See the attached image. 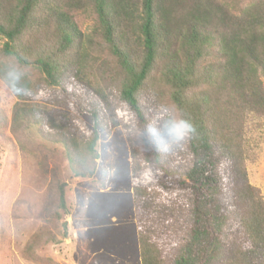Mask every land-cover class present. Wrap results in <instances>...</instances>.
I'll use <instances>...</instances> for the list:
<instances>
[{"label": "trees", "instance_id": "obj_1", "mask_svg": "<svg viewBox=\"0 0 264 264\" xmlns=\"http://www.w3.org/2000/svg\"><path fill=\"white\" fill-rule=\"evenodd\" d=\"M88 5L98 17L91 45L99 50L96 62L102 68L113 61L121 71L119 98L144 148L141 168L130 146L140 264H264V201L243 168L236 178L244 186L231 188L223 164L240 145L247 118L264 114V0H0V77L5 81L4 60L25 73L11 87L18 98L12 127H44L49 135L42 137L54 138L79 178L95 173L100 114L107 108L100 111L96 98L78 87L86 83L107 93L67 59L74 48L84 59L87 40L61 9ZM31 45L37 49L30 51ZM157 73L173 111L192 124L190 161L180 173L166 166L158 137L146 131L141 99ZM214 102L225 111L211 115ZM72 103L91 117V128L77 117L70 126L51 116L58 106L72 111ZM152 182L156 187L145 186ZM54 186L53 207L45 209L50 219L66 210V184L56 180ZM155 188L184 194L186 212L178 214L177 197L160 206ZM229 190L234 198L225 200Z\"/></svg>", "mask_w": 264, "mask_h": 264}, {"label": "rangeland", "instance_id": "obj_2", "mask_svg": "<svg viewBox=\"0 0 264 264\" xmlns=\"http://www.w3.org/2000/svg\"><path fill=\"white\" fill-rule=\"evenodd\" d=\"M61 11L71 17L82 34L83 43L87 40L84 59L75 48L67 59L81 64L82 74L89 82L107 93L100 95L86 83L78 87V93L96 98L100 111L107 108V112L100 114L102 128L98 130L95 173L89 178L73 177L60 145L53 142V137H42L49 135L44 132V127L30 128L27 123L12 127V113L18 98L0 77V264H140L130 146H133L135 162L141 168L144 148L135 119L119 98L123 75L113 61L102 68L96 62L99 50L91 45L98 17L92 7L62 8ZM35 47L31 45L30 51L37 49ZM2 63L9 64L5 60ZM158 76L157 73L150 78L148 91L141 99L147 121L154 127L159 124L156 117L161 109L173 111ZM43 99H40L41 103ZM71 105L72 111L55 107L51 116L70 126L77 117L91 128V117L76 103ZM225 108L214 102L211 115L218 110L222 113ZM71 113H74L73 117ZM220 128L217 127L218 132ZM241 133L240 145L229 154L224 168L230 170L231 188L238 186V189L244 186V179L237 180L236 173L243 168L246 182L259 191L264 201V114L247 118ZM157 137L167 140L163 131ZM161 154L166 166L178 173L190 161L186 144L182 150L170 153L161 150ZM105 170L108 171L106 178ZM136 175L133 171V177ZM56 180L66 184V210H59L58 219H50L45 209L48 203L53 207L51 194ZM102 182H106V187H101ZM145 186L156 187L153 182L145 183ZM155 190L160 206L165 204V199L169 202L177 197L178 214L186 212L184 194H162L159 189ZM233 198V191H227L225 200ZM224 251V259L232 262L228 250Z\"/></svg>", "mask_w": 264, "mask_h": 264}, {"label": "clouds", "instance_id": "obj_3", "mask_svg": "<svg viewBox=\"0 0 264 264\" xmlns=\"http://www.w3.org/2000/svg\"><path fill=\"white\" fill-rule=\"evenodd\" d=\"M24 74L23 68L15 63H10L5 68L4 79L9 87L15 88ZM156 119L159 121L158 126H148L147 134L155 138L163 131L167 135V140H159L158 147L166 153L182 150L189 133L193 130L191 122L167 108L161 109Z\"/></svg>", "mask_w": 264, "mask_h": 264}]
</instances>
